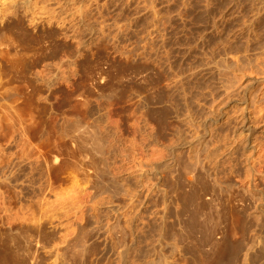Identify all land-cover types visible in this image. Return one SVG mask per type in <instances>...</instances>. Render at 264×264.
Listing matches in <instances>:
<instances>
[{"label":"rangeland","instance_id":"obj_1","mask_svg":"<svg viewBox=\"0 0 264 264\" xmlns=\"http://www.w3.org/2000/svg\"><path fill=\"white\" fill-rule=\"evenodd\" d=\"M0 264H264V0H0Z\"/></svg>","mask_w":264,"mask_h":264}]
</instances>
